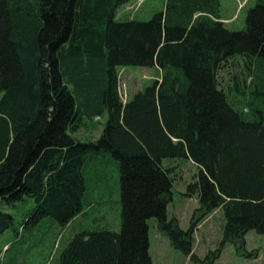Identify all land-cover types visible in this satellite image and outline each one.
Segmentation results:
<instances>
[{
	"label": "trees",
	"instance_id": "obj_1",
	"mask_svg": "<svg viewBox=\"0 0 264 264\" xmlns=\"http://www.w3.org/2000/svg\"><path fill=\"white\" fill-rule=\"evenodd\" d=\"M130 1L0 0V201L34 200L23 232L46 217L65 230L86 214L89 157L108 153L119 163L120 230L84 225L64 243L59 232L58 263L153 264L155 218L199 264L195 222L183 230L168 214L175 179L164 163L188 159L198 174L183 195L202 217H225L221 247L200 261L215 264L226 243L264 235V0L242 31L225 26L220 0H166L149 21L117 20ZM238 61L241 74L223 85L219 72ZM128 66L161 77L124 102ZM97 118V140L75 139ZM14 224L0 210V235Z\"/></svg>",
	"mask_w": 264,
	"mask_h": 264
},
{
	"label": "rangeland",
	"instance_id": "obj_2",
	"mask_svg": "<svg viewBox=\"0 0 264 264\" xmlns=\"http://www.w3.org/2000/svg\"><path fill=\"white\" fill-rule=\"evenodd\" d=\"M165 3L166 0H131L119 10L117 20L149 21L156 13L163 11ZM220 4L221 18L225 26L231 31H242L246 28L248 13L256 6L257 0H220ZM233 59L247 60L241 55H236ZM260 63L262 65V61ZM242 70V61L230 63L219 72L220 81L223 85L231 84L233 76L240 75ZM160 77L161 71L158 68L133 66L122 68L120 70L122 99L131 100ZM3 95L0 93V99ZM100 130L98 125L93 126L88 120L73 136L79 141L88 142L98 139ZM91 157L86 164L94 168L87 178L88 188L84 200L86 214L81 216L75 225L68 226L65 230L50 217H46L40 224L23 232L20 224L26 220L25 215L34 209V200L25 197L23 201L14 204L0 201V210L12 214L15 218V224L0 235V264H59L58 241L55 240L59 232L64 231L63 234L66 235L62 241L64 243L84 225L99 223L100 226L114 231L120 230L122 207L119 163L108 153L100 155L97 159ZM164 164L173 168L175 179L173 200L168 206L169 217L177 218L183 230H188L192 222H195L194 252L199 258V264H202L200 261L221 247L224 240V214L219 210L202 217L197 198H187L183 195L198 174V167L193 162L188 159H176L166 160ZM97 169H101L102 174H99ZM90 201L93 202L92 205L88 204ZM148 225L153 264H197V261H192L181 250L175 249L169 238L160 233L155 218L150 219ZM16 229L20 233V238L16 235ZM215 264H264V235L251 231L246 234L244 240H238L235 244L226 243Z\"/></svg>",
	"mask_w": 264,
	"mask_h": 264
},
{
	"label": "crops",
	"instance_id": "obj_3",
	"mask_svg": "<svg viewBox=\"0 0 264 264\" xmlns=\"http://www.w3.org/2000/svg\"><path fill=\"white\" fill-rule=\"evenodd\" d=\"M143 91V90H142ZM141 92V91H140ZM139 93V92H138ZM137 93V94H138ZM104 122V120L103 119H100V118H97V119H94V120H91V124L93 125V126H95V125H98L99 127H100V134H101V132H102V129H103V127H102V123ZM100 134H99V136H100ZM98 136V137H99ZM97 139V138H96ZM96 139H92V140H96ZM89 168H90V170H89V173L91 174V172L93 171V167L92 166H89ZM96 169V168H95ZM97 170H99V174H102V171H101V169H97ZM92 204H93V202H92ZM94 204H96L95 202H94Z\"/></svg>",
	"mask_w": 264,
	"mask_h": 264
}]
</instances>
